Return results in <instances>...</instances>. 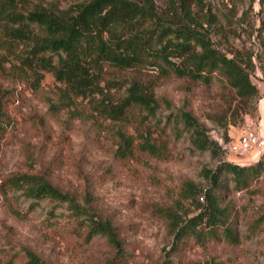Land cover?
<instances>
[{
  "label": "rangeland",
  "instance_id": "1",
  "mask_svg": "<svg viewBox=\"0 0 264 264\" xmlns=\"http://www.w3.org/2000/svg\"><path fill=\"white\" fill-rule=\"evenodd\" d=\"M89 1L0 6L64 13ZM149 1L163 22L182 15L179 0ZM183 2L215 47L247 69L255 98L237 97L220 74L207 84L110 68L103 94L74 98L51 73L36 83L19 67L28 47L9 43L0 21V264H30L31 255L37 264H264V0ZM132 85L148 107L132 105L115 121L98 112ZM242 129L258 145L237 158L228 147ZM22 175L43 177L69 201L31 199ZM212 204L227 211L234 239L190 223ZM93 222L108 234L88 238Z\"/></svg>",
  "mask_w": 264,
  "mask_h": 264
},
{
  "label": "trees",
  "instance_id": "2",
  "mask_svg": "<svg viewBox=\"0 0 264 264\" xmlns=\"http://www.w3.org/2000/svg\"><path fill=\"white\" fill-rule=\"evenodd\" d=\"M178 6L175 9L182 15H175L170 22L156 17L149 0H90L64 13L41 8L22 14L0 6V21L9 43L28 47L19 58V67L36 83L45 73H51L74 98L103 94L106 68L121 72L151 70L162 77L173 75L207 84L220 74L237 97L246 102L255 98L258 89L247 69L215 47L211 34L194 20L183 0ZM132 105L149 106L147 97L135 85L118 105L102 101L97 110L115 121L122 119ZM142 145L149 151L152 148L147 140ZM17 184L31 199L69 201L67 195L38 175L19 176ZM227 217L225 209L212 204L190 223H204L209 233L223 227L225 237L234 239ZM108 230L105 224L93 222L87 237L108 234ZM29 263L38 261L31 255Z\"/></svg>",
  "mask_w": 264,
  "mask_h": 264
},
{
  "label": "built area",
  "instance_id": "3",
  "mask_svg": "<svg viewBox=\"0 0 264 264\" xmlns=\"http://www.w3.org/2000/svg\"><path fill=\"white\" fill-rule=\"evenodd\" d=\"M258 145V138L252 129H242L239 138L230 143L229 152L237 157L244 158L252 153Z\"/></svg>",
  "mask_w": 264,
  "mask_h": 264
},
{
  "label": "crops",
  "instance_id": "4",
  "mask_svg": "<svg viewBox=\"0 0 264 264\" xmlns=\"http://www.w3.org/2000/svg\"><path fill=\"white\" fill-rule=\"evenodd\" d=\"M264 112V111H263Z\"/></svg>",
  "mask_w": 264,
  "mask_h": 264
}]
</instances>
